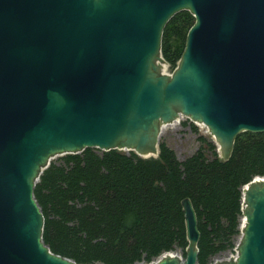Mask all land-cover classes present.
Returning a JSON list of instances; mask_svg holds the SVG:
<instances>
[{
  "label": "water",
  "instance_id": "1",
  "mask_svg": "<svg viewBox=\"0 0 264 264\" xmlns=\"http://www.w3.org/2000/svg\"><path fill=\"white\" fill-rule=\"evenodd\" d=\"M182 9L194 21L166 73L162 31ZM180 114L223 159L241 131H264V0H0V264H79L42 239L39 174L85 147L157 156ZM181 204L184 258L138 264H198L196 211ZM241 210L237 255L214 264H264V175L243 186Z\"/></svg>",
  "mask_w": 264,
  "mask_h": 264
},
{
  "label": "trees",
  "instance_id": "2",
  "mask_svg": "<svg viewBox=\"0 0 264 264\" xmlns=\"http://www.w3.org/2000/svg\"><path fill=\"white\" fill-rule=\"evenodd\" d=\"M193 21L182 9L164 25L161 54L172 68ZM199 139L204 146L182 159L163 140L157 156L85 147L51 159L33 186L43 241L79 264L148 263L176 248L184 257L181 200L189 197L200 231L197 262L209 264L235 245L243 186L264 175V131H241L227 159L212 140Z\"/></svg>",
  "mask_w": 264,
  "mask_h": 264
},
{
  "label": "rangeland",
  "instance_id": "3",
  "mask_svg": "<svg viewBox=\"0 0 264 264\" xmlns=\"http://www.w3.org/2000/svg\"><path fill=\"white\" fill-rule=\"evenodd\" d=\"M161 71L166 73H171L173 68L165 61L160 65ZM192 124L196 125V130L193 129ZM199 135H204L209 140H212L214 143V137L209 132L207 126L201 122H193L189 117L184 114H180L177 119L168 123H163L159 132V140H163L169 146H171L176 152L179 158H184L185 156L193 153L195 150L204 146L199 139ZM216 144V143H215ZM217 145V144H216ZM58 155L53 156L51 159L56 158ZM241 221V218H240ZM240 234L235 235V245L240 238ZM235 245L232 248L223 250L212 256L209 264H214L218 260L229 259L237 255V250ZM175 254L184 258L180 248H176L174 251Z\"/></svg>",
  "mask_w": 264,
  "mask_h": 264
},
{
  "label": "bare ground",
  "instance_id": "4",
  "mask_svg": "<svg viewBox=\"0 0 264 264\" xmlns=\"http://www.w3.org/2000/svg\"><path fill=\"white\" fill-rule=\"evenodd\" d=\"M175 120H176V119H175ZM175 120H174V121H175ZM217 146H218V144H217Z\"/></svg>",
  "mask_w": 264,
  "mask_h": 264
}]
</instances>
